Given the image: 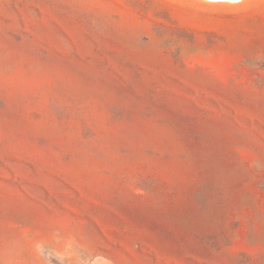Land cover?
Listing matches in <instances>:
<instances>
[{"label":"rangeland","instance_id":"rangeland-1","mask_svg":"<svg viewBox=\"0 0 264 264\" xmlns=\"http://www.w3.org/2000/svg\"><path fill=\"white\" fill-rule=\"evenodd\" d=\"M0 264H264V0H0Z\"/></svg>","mask_w":264,"mask_h":264}]
</instances>
